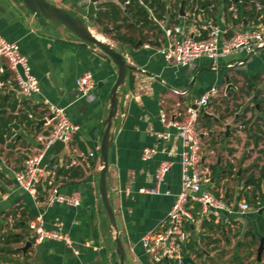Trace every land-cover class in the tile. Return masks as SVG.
Returning a JSON list of instances; mask_svg holds the SVG:
<instances>
[{
	"label": "crops",
	"instance_id": "0c3cea01",
	"mask_svg": "<svg viewBox=\"0 0 264 264\" xmlns=\"http://www.w3.org/2000/svg\"><path fill=\"white\" fill-rule=\"evenodd\" d=\"M49 1L84 17L95 33L110 41L136 66V70L128 71L119 88L117 112L111 126L114 139L107 186L117 227L104 207L99 177L100 146L118 67L97 46L78 39L65 26L51 21L43 24L22 0H0V33L19 45L33 74L41 81L40 93L20 99L19 92L10 84L14 72L8 68L6 59L0 57V83H4L0 86V264H120L117 238L125 250L124 264H157L145 253L141 239L162 226L181 188L182 143L173 134L168 140L158 136L159 131L174 133V129L163 126L161 114L179 120L186 118L188 110L196 108L200 97L214 86L219 87V94L198 116L201 166L207 171L203 189L223 196L229 209L218 215H204L199 205L190 207L193 219L186 222L190 233L187 256L195 264L253 261L263 264L264 251L261 260L257 253L264 236L261 219L264 217V155L259 151L264 148V137L256 147L255 138L250 139L246 131L236 128L239 112L225 116L217 101L220 96L232 99L245 78L253 76L258 77L257 88L264 96V47L251 54L241 52L223 57L217 68L207 57L195 60L188 67H175L157 49L166 41L164 26L188 23L191 34L204 38L207 36L204 25L211 20L232 35L261 23L264 12L256 18L258 13L252 12V5L247 4L239 9L236 20L224 0H212L204 16L193 22L191 3H187L183 7L184 15L181 12L175 17L165 15L160 20L149 9L154 22L139 31L135 9L122 14L115 22L118 28H113L111 19L106 21V28L95 23L94 15L88 16L86 0ZM107 1L110 0H98L95 12L99 4ZM174 2L167 0L168 7ZM178 19L181 21L176 22ZM132 23L135 27L129 26ZM117 33L134 39L136 45L121 41ZM239 61L244 63L237 65ZM230 63L235 67H228ZM86 71L93 74L96 85L89 96L83 97L76 80ZM176 90L187 92L181 94ZM251 98L249 95L248 99ZM45 99L65 107L71 121L79 126L68 145L61 150L53 145L43 161L49 170L56 171L62 192L80 195L78 206L47 205L43 188L33 196L15 181V172L24 167L27 155L41 146L42 137L52 129ZM25 114L31 123L24 118ZM15 131L16 139L4 137ZM145 147H156L159 152L153 159L144 161ZM91 152L94 156H90ZM163 160L172 161L173 165L159 185V192L142 191L156 187L155 172ZM257 164L262 169L258 176ZM252 175L258 179L260 188L251 182ZM243 202L250 205L249 210L241 209ZM260 209H263L261 214ZM39 216L47 228H53L57 220L63 221L64 230L79 253L62 241L46 239L37 243L29 225ZM14 235L22 240L12 242ZM27 240H32V245L24 252L21 247Z\"/></svg>",
	"mask_w": 264,
	"mask_h": 264
},
{
	"label": "built area",
	"instance_id": "2783aa9c",
	"mask_svg": "<svg viewBox=\"0 0 264 264\" xmlns=\"http://www.w3.org/2000/svg\"><path fill=\"white\" fill-rule=\"evenodd\" d=\"M89 3L91 0H86ZM119 1V0H117ZM141 1V0H140ZM142 2V1H141ZM127 3V2H126ZM247 4L255 5L256 11L263 9L261 0H236L228 8L233 19L239 17V9ZM205 10L200 8L198 2L191 3V18L196 22L199 16H204ZM188 23L164 26L166 41L158 47L157 51L163 55L168 64L175 67H188L194 64L195 60L207 57L212 60L213 67L217 68L221 58L230 54L245 52L248 54L256 52L264 47V20L255 26L237 30L232 35L229 30L220 27L211 20H207L204 28L207 36L198 38L188 31ZM0 57L6 59L8 68L14 72L11 87L20 94V99L28 98L40 93L41 81L33 74L28 58L21 53L20 47L15 42L8 41L0 33ZM244 61H239L237 65H242ZM22 68V72L19 70ZM228 67H235L234 63ZM77 89L81 96H89L95 88L96 81L90 71H86L76 80ZM4 83L1 82L0 86ZM176 93H186L187 91H175ZM220 89L218 86L212 87L205 92L197 101L196 108H190L186 118L179 120L170 117L167 113L161 114V123L167 129H174V133L169 130L159 131L158 136L164 140L170 139L172 134L179 138L182 143L180 152L181 165V188L176 194L164 223L159 229L145 234L142 245L154 263L166 264H189L184 261L187 256V245L190 233L186 228V222L193 219L190 207L199 205L201 213L208 215L214 213L218 215L221 211L228 210L229 207L223 196H219L210 190L203 189V183L207 179V171L201 166V134L198 126V116L200 111L205 109L210 101L217 97ZM52 123V129L42 137L41 146L27 155L24 167L15 172V181L24 191L33 196H37L41 188L44 189L45 203H63L71 206L81 204V197L78 193H64L60 190L56 181V171L49 170L43 163L48 150L57 140L68 145L79 126L73 123L68 116L66 108L59 106L48 99L44 100ZM18 133L12 132L4 135L9 140L16 139ZM156 147H145L142 151V159L149 161L158 153ZM94 156V152L90 153ZM173 165L172 161L163 160L155 172L156 187L152 189H142V191L159 192V185L165 180ZM241 209H250L247 202L241 204ZM32 237L37 243L46 239L62 241L73 248L76 254L78 249L73 247V240L64 230V222L57 220L53 223V228H47L43 219L39 216L29 225Z\"/></svg>",
	"mask_w": 264,
	"mask_h": 264
},
{
	"label": "water",
	"instance_id": "95a60500",
	"mask_svg": "<svg viewBox=\"0 0 264 264\" xmlns=\"http://www.w3.org/2000/svg\"><path fill=\"white\" fill-rule=\"evenodd\" d=\"M26 7L40 19L43 24H48L51 21L56 24L65 26L71 33H73L78 39L89 43L91 45L97 46L101 51L108 55L111 60L118 67L117 80L111 91V105L108 118L106 120L105 129L103 130V137L100 146V161L102 168L100 170L99 177V188L102 197L104 207L108 213V216L113 223V226L117 227L116 217L114 209L111 204V200L108 193L107 186V172L109 167V153L113 142V135L111 134L112 121L116 116L118 107V91L120 86L124 83L125 78L129 70H136V66L131 64L127 57L119 50H117L114 45L108 41L106 38H99L90 27L88 21L81 16L75 15L74 13L68 11L65 8L59 7L49 0H22ZM98 0H91L87 5L88 16L94 15L96 2ZM183 2L181 3L180 9L181 14L184 15ZM52 69V68H51ZM19 70L22 72V68L19 66ZM53 73V71H52ZM56 83V80H55ZM57 85V83H56ZM13 91V90H12ZM207 114V113H206ZM55 148L60 150L64 148L65 143L61 140H57L54 143ZM263 209L259 210L261 214ZM117 242V252L120 255V264H124L125 250L121 244L120 238L116 239ZM32 245V240H27L25 245L21 249L25 252L29 246ZM264 251V236L260 239V245L258 247V260L262 259V254ZM185 262L190 264H195L191 257L186 256Z\"/></svg>",
	"mask_w": 264,
	"mask_h": 264
},
{
	"label": "trees",
	"instance_id": "16d2710c",
	"mask_svg": "<svg viewBox=\"0 0 264 264\" xmlns=\"http://www.w3.org/2000/svg\"><path fill=\"white\" fill-rule=\"evenodd\" d=\"M142 1V2H141ZM119 0V3H116L114 0H110L104 3L99 4L98 10L95 12L93 19L95 23L102 25L103 27L108 28L107 20H110V22H113V28H118L117 25H115L116 21L119 20L124 14V12H131L132 10H136L134 17L137 16V21L139 22V31H142L141 28H144L148 25L149 22L153 23L154 20L151 18L150 10L153 12L154 18L157 20L163 19L165 15H171L173 17L178 16L181 12L180 6L183 0H175V2L168 7L167 0ZM171 1V0H168ZM236 0H224V2L227 5V8H229L232 4V2H235ZM127 2V3H126ZM198 2L200 8H203L206 10V8L210 5H212V0H184L183 7L186 6L187 3H194ZM261 3L263 4V9L261 11H256V7L253 4L251 11L256 14V18H259L260 14L264 12V0H261ZM125 4V5H124ZM124 6V7H122ZM123 8V9H122ZM150 9V10H149ZM126 10V11H125ZM125 19V17H123ZM238 19V18H237ZM236 19V20H237ZM181 20L178 19L176 22H180ZM130 27H135L134 23L129 25ZM154 27H156L154 25ZM161 30V29H160ZM117 36L119 39L123 42L131 43L132 45H136V42L132 38H128L124 35H120L117 33ZM257 78L258 77H248L245 78V86H246V94L252 95L253 98H257V102L254 105V109L258 112V117L256 122L257 129L254 133L255 137V144L258 145L259 141L262 140V135H258V132H264V98H261V94L259 89L257 88ZM2 99V98H1ZM204 110H202L200 113H203ZM199 113V114H200ZM24 118L27 120L28 123H31L30 117L25 114ZM252 120L248 119L244 121L246 125H249V130L252 128ZM1 136V135H0ZM2 138V136H1ZM264 152V150H262ZM263 172H264V168ZM251 182L255 184L256 187L260 188V183L258 182V179L254 177V175L251 176ZM262 219V226L264 229V217ZM7 240H10L7 238ZM22 240V237L13 236L12 242H19ZM14 251V250H13Z\"/></svg>",
	"mask_w": 264,
	"mask_h": 264
},
{
	"label": "rangeland",
	"instance_id": "374dc122",
	"mask_svg": "<svg viewBox=\"0 0 264 264\" xmlns=\"http://www.w3.org/2000/svg\"><path fill=\"white\" fill-rule=\"evenodd\" d=\"M243 81V79H242ZM249 95L246 94V86L243 82V84L241 86H239V90L238 92L233 96L232 99H225V96H220L218 98V104L219 107H221V113H224L225 116L228 115H235V112H239V118H238V123H237V127L239 130H244L248 133V137L250 139L255 138L253 135L256 132L257 126L256 123H254V121L256 122L257 117H258V112L254 109V105L256 104V102L258 100L251 98L250 100L248 99ZM261 98H264V96L261 95ZM247 102H249L247 104ZM251 119L253 122L251 124V129L249 130V125H246L244 123V121ZM200 125L199 121H198V126ZM258 135H262V137H264V132H258ZM254 140V144H255V139ZM263 140V139H262ZM262 144H264V142H262ZM255 146L257 147L258 145L255 144ZM264 150L263 146L260 148V152H262V155H264V152L262 151ZM260 164H257L255 166V173L258 176L260 174V172L262 171V169L259 168ZM257 170V172H256ZM251 264H255V262L253 261V263ZM264 264V262H263Z\"/></svg>",
	"mask_w": 264,
	"mask_h": 264
},
{
	"label": "bare ground",
	"instance_id": "6f19581e",
	"mask_svg": "<svg viewBox=\"0 0 264 264\" xmlns=\"http://www.w3.org/2000/svg\"><path fill=\"white\" fill-rule=\"evenodd\" d=\"M97 35V37L103 39V37L101 35H99L98 33H95Z\"/></svg>",
	"mask_w": 264,
	"mask_h": 264
}]
</instances>
